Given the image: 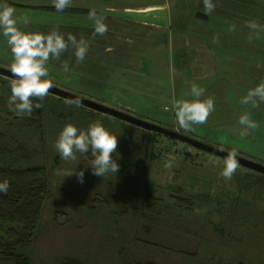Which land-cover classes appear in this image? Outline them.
I'll return each mask as SVG.
<instances>
[{
  "label": "rangeland",
  "instance_id": "374dc122",
  "mask_svg": "<svg viewBox=\"0 0 264 264\" xmlns=\"http://www.w3.org/2000/svg\"><path fill=\"white\" fill-rule=\"evenodd\" d=\"M48 9L55 10L54 7ZM61 13L71 14L72 11L66 9ZM65 24L71 25L72 22ZM64 30L66 33L63 36L67 39L70 32ZM3 38L0 34V45L10 48L7 42L2 43ZM72 50L71 47L68 50L72 57L67 51L59 60H49L47 79H51L54 86L193 137L190 132L180 128L174 109H143L139 106L149 105L151 99L135 98V94H131L135 84H121L120 64L104 69L97 58H85L77 63ZM9 57L13 58L12 53ZM2 58L4 62L10 60L8 56ZM121 59L116 53L112 63H119ZM64 61L69 64L68 72L63 70ZM4 64L0 66L10 70ZM74 66L82 72L72 73ZM9 85L0 80V92ZM126 86L128 92L124 89ZM48 98L45 116L50 117L48 125L51 128L42 149L43 157L38 160L49 169L51 197L47 201L39 230L38 248L30 253L33 264H56L65 256L78 258L84 264H127L129 261L131 264H195L183 260L176 250L194 251L197 244L195 231L198 229L200 233V228L204 230L206 255L202 250L198 256L203 264L211 257L216 264H229L230 260L234 264H251V256H258L260 251L259 259L264 261V244L251 247V209H264V193L260 190L264 183L257 181L264 175L240 166L231 180H224L220 177L224 163L218 156L86 107L69 106L63 98L50 94ZM127 102L138 105L129 106ZM95 121H100L118 137V162L121 167L117 175H109L104 180L93 175L90 166L86 167L93 160L90 152L78 155L76 161L69 163L59 157L54 147L67 124L87 129ZM153 155L155 161L151 159ZM56 158L58 164L54 162ZM168 163L172 165L170 168L165 167ZM68 169L84 171L85 182L81 184L75 175L65 178L63 173ZM144 178L150 179L158 202L154 209L144 210L145 216L137 225L131 219L136 218L134 213L139 214L138 207L141 208ZM136 179H139L137 186ZM177 187L184 190L185 196H207L209 199L197 204L193 211L180 210L181 216L176 218L172 211L174 200L170 194ZM232 209L240 211L242 221L225 219L227 215L231 218ZM242 213H246L247 217ZM234 223L236 228L231 226ZM225 225L229 233L226 232V237L222 238L214 228ZM128 230L135 231L136 235L138 233L144 247L134 242L132 235L126 232ZM120 232L125 233L121 235ZM120 236H126V241L123 239L122 242ZM254 237L264 240V233H255ZM208 241H214V244H207Z\"/></svg>",
  "mask_w": 264,
  "mask_h": 264
},
{
  "label": "crops",
  "instance_id": "0c3cea01",
  "mask_svg": "<svg viewBox=\"0 0 264 264\" xmlns=\"http://www.w3.org/2000/svg\"><path fill=\"white\" fill-rule=\"evenodd\" d=\"M213 2L217 7L211 15L204 13L203 0H72L71 14L46 10L54 0H0V7L7 4L17 15H28L30 23L20 25L26 32L58 29L64 35L66 29L77 39L82 34L89 42L85 58H97L104 69L120 64L121 84H135V98L151 99L149 105H139L143 109H173L174 101L194 99L193 85L203 89L199 99H213L215 111L206 124L189 131L192 138L264 164V102L257 107L241 103L250 89L264 83V31L247 27L249 21L264 27V0ZM91 10L108 25L103 36L94 34ZM9 49L0 45V65L13 62ZM116 53L123 60L112 63ZM6 56L10 60L4 62ZM77 68L72 73L82 72ZM124 89L128 92V86ZM245 113L260 126L241 137L238 120Z\"/></svg>",
  "mask_w": 264,
  "mask_h": 264
},
{
  "label": "clouds",
  "instance_id": "9594fccd",
  "mask_svg": "<svg viewBox=\"0 0 264 264\" xmlns=\"http://www.w3.org/2000/svg\"><path fill=\"white\" fill-rule=\"evenodd\" d=\"M204 13L211 15L216 10L213 0H203ZM72 5V0H54V8L57 12H63ZM88 19L94 22L95 32L103 36L108 31V25L104 23V17L99 16L96 11L88 13ZM30 23L28 15H17L16 9L10 5L0 7V34L7 39V44L11 49L13 62L10 65L11 79L10 95L7 96V106L9 111L18 115H31L33 109L44 107L41 102L49 96L50 89L54 87L53 81L49 77L48 62L50 59L59 60L63 53L71 47L78 62L83 61L89 51V42L81 34L77 39L72 33H68L67 39L60 34L58 29H54L48 34L32 33L22 30L23 26ZM247 27L254 32L264 31L257 21H249ZM218 40V37L216 38ZM251 39V37H250ZM63 70L68 72L67 61L62 63ZM192 101H174L176 121L180 128L189 132L194 126L204 125L208 122L209 116L215 111L213 99L200 100L204 90L195 85L191 89ZM5 93L0 92V96ZM258 102H264V83L254 89H250L241 103L258 106ZM69 106L80 107L79 99H69L66 101ZM167 110V109H166ZM238 123L241 127V137H247L260 125L253 121L248 113L239 117ZM59 157L65 162H74L78 155L91 153L93 160L90 165L92 174L107 179L109 175H117L120 170L118 137L107 130L100 121L93 122L87 129H80L73 124H67L60 132L54 145ZM220 151H224L220 148ZM115 154V157H114ZM239 152L232 149L227 152L223 159L224 167L220 172V177L224 180H231L240 167L237 157ZM168 163L165 167L170 168ZM63 175L71 177L75 175L78 181L85 182L84 171L65 170ZM10 182L3 180L0 182V193L7 195Z\"/></svg>",
  "mask_w": 264,
  "mask_h": 264
},
{
  "label": "trees",
  "instance_id": "16d2710c",
  "mask_svg": "<svg viewBox=\"0 0 264 264\" xmlns=\"http://www.w3.org/2000/svg\"><path fill=\"white\" fill-rule=\"evenodd\" d=\"M46 10L53 9L47 8ZM0 80H4L8 84L11 83L2 76H0ZM3 93L5 95L0 96V182L6 179L11 186L7 195L0 193V264H33L30 253L32 249L35 250L36 248L37 250L38 248L39 230L47 201L51 197L49 169L40 164L38 160L43 157L41 155L42 149H44L47 134L50 133L49 129L51 128L48 125L51 119L47 115L45 116L46 103L49 98L46 97L43 101L34 100V103H43L44 107L34 108L30 116L18 115L9 111L7 106V96L11 94L10 87L6 86ZM171 140L174 141V139ZM151 159L152 161L156 160L154 155L151 156ZM56 160L54 162L58 164V158ZM257 181L260 184L264 183V177H259ZM137 185H139V179L135 180V186ZM143 185L145 187L143 201L141 202V208L138 207L140 216L135 212L134 216L136 218L131 219L133 220L132 223L137 225L141 223L145 216L143 214L144 210L154 209L158 202L155 197L156 190H152L150 179L144 178ZM263 187L264 185H261L260 190L264 193ZM170 197L174 200L172 211L176 214V218L177 216L180 218L182 210L193 211L197 204L209 199L207 196H196L194 198L185 196L181 187L173 189ZM242 214L247 217L246 213ZM230 215L231 218L227 215L225 219H231L233 222L242 221L240 211L232 209ZM231 226L236 228L235 223ZM227 228V225L223 228L218 226L214 228V231L225 238L226 232H228ZM129 231L126 232L132 235L134 242L144 247L138 233L136 235L135 231ZM197 231L198 229L195 231L197 238L195 250H176V254L182 257L183 260L203 264L198 253L203 250L204 255H206L204 230L200 228V233ZM124 233L120 232L119 234ZM255 233H264V209H251V247L253 245L260 247L264 244V240H258V237L255 238ZM123 239L126 241V236L125 238L121 237L122 242ZM213 242L208 241L206 243L213 245ZM261 252L258 253V256H251V264H264V261L259 259ZM212 259L214 258L208 259L206 264H216L211 261ZM120 263L125 264V262ZM56 264L84 263L78 258L65 256ZM127 264H131V261ZM229 264H234V261L230 260Z\"/></svg>",
  "mask_w": 264,
  "mask_h": 264
},
{
  "label": "water",
  "instance_id": "95a60500",
  "mask_svg": "<svg viewBox=\"0 0 264 264\" xmlns=\"http://www.w3.org/2000/svg\"><path fill=\"white\" fill-rule=\"evenodd\" d=\"M0 76L6 77L8 79H12L13 74L10 72V70L2 68L0 66ZM50 95H54L60 98H63L65 100L69 99H79L81 102V106L86 107L88 109H91L95 112L108 115L110 117H113L115 119L121 120L123 122L129 123L131 125H134L138 128H141L146 131L155 132L157 134H161L164 136H167L171 139L186 143L196 149H199L203 152L213 154L215 156H218L222 159L226 158L228 151H220L219 148L205 144L201 141H198L196 139H193L189 136L183 135L179 132L168 130L163 127H160L158 125H155L153 123H150L146 120H143L141 118H138L136 116L130 115L126 112L119 111L117 109L105 106L103 104H100L96 101L89 100L77 95H74L72 93H69L67 91L62 90L61 88L54 86L52 89H50ZM237 159L239 160L240 166H243L251 171H254L256 173H259L261 175H264V164L250 160L241 156H238Z\"/></svg>",
  "mask_w": 264,
  "mask_h": 264
}]
</instances>
